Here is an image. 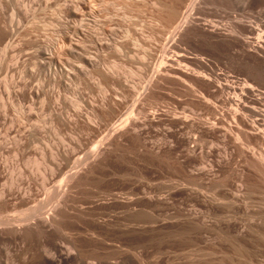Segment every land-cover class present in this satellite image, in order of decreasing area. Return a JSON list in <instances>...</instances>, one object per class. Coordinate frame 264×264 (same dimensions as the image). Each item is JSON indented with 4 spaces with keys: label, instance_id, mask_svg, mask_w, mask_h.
Wrapping results in <instances>:
<instances>
[{
    "label": "rangeland",
    "instance_id": "rangeland-1",
    "mask_svg": "<svg viewBox=\"0 0 264 264\" xmlns=\"http://www.w3.org/2000/svg\"><path fill=\"white\" fill-rule=\"evenodd\" d=\"M260 36L264 0H0V264H264V143L218 87L264 93Z\"/></svg>",
    "mask_w": 264,
    "mask_h": 264
},
{
    "label": "bare ground",
    "instance_id": "bare-ground-1",
    "mask_svg": "<svg viewBox=\"0 0 264 264\" xmlns=\"http://www.w3.org/2000/svg\"><path fill=\"white\" fill-rule=\"evenodd\" d=\"M173 10H176V8L175 9L173 8ZM176 13H177V11H176ZM173 15H174V13H173ZM234 28H232L233 30H231V31H234V32L239 31L238 30L239 28H237V27H234ZM190 29H191L190 23L186 22L184 25H182L180 31H185V30L187 31ZM208 31H209L208 33H210L212 31L210 33L211 35H215V36H222L223 35V33L219 32L221 30H219L215 27L213 28V30H208ZM183 33H185V32H183ZM260 37L261 38L255 43H252L250 41H246L248 43L247 45L250 47L249 50L243 48L244 49L243 53L240 50V52L242 53L241 54L242 61L247 65V67L250 69V72L254 76H256L254 74L255 72L258 73V71H259V73H262V69L264 68V39H262L263 36H260ZM245 45H244V47H245ZM52 59H54V58H52ZM262 74H264V73H262ZM204 77H205V79L206 78L209 79V76H207V74ZM249 83L243 84V85L238 84L237 82H229L226 85L221 83V85L218 87H220V91L225 92V96L223 97V101L227 102L229 104V111H230L231 117H233V123L238 128L244 129L245 133L246 132L248 133L247 127H249V130L252 129V131L255 134H257L258 138L261 139L264 143V93L259 92L258 89L254 86V83H253V85L249 84ZM216 85H218V84H216ZM213 86H215V85H213ZM213 86H212V81L209 82V87H213ZM210 91L211 90L209 89V94H210ZM220 94L221 93H219V95ZM213 95L214 94H212V96ZM227 118H228V116H227ZM225 119H226V117H225ZM223 126H224V122H223ZM245 128H246V130H245ZM260 159H264V154H261ZM77 174L78 173H71L69 175V177H67L68 183H70ZM14 183L15 182L13 181L11 185H14ZM2 194H4V192H2ZM64 194H65V192H63V191L59 192V195H64ZM89 264H96V263L90 262Z\"/></svg>",
    "mask_w": 264,
    "mask_h": 264
}]
</instances>
